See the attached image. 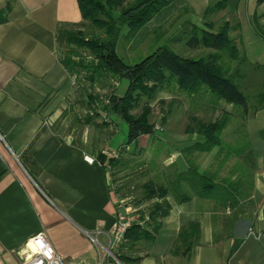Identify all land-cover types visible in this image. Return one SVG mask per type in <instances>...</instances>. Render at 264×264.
Segmentation results:
<instances>
[{
  "label": "crops",
  "instance_id": "0c3cea01",
  "mask_svg": "<svg viewBox=\"0 0 264 264\" xmlns=\"http://www.w3.org/2000/svg\"><path fill=\"white\" fill-rule=\"evenodd\" d=\"M194 2L204 6L203 13L208 1ZM255 2L247 28L260 42L252 23L256 18L264 23V11L256 16L264 0ZM6 6L9 12L0 24V264H20L19 252L39 233L65 262L95 264L90 238L105 247L117 216L131 220L135 213L126 192L135 184L136 159H141L137 169L158 184L167 185L186 171L189 161L222 188L206 195L188 192L182 203L167 194L168 210L153 237L160 251L153 262L147 254L137 264H264V72H259L264 61L246 70L242 80L246 84L255 74L254 94H246V106L254 109L243 116L256 120L254 131L227 126L220 145L186 159L181 151L198 137L184 132L172 133V140L165 134L140 136L135 145L112 149L110 135L118 117L96 107L80 90L88 85L85 77L60 62L58 30L80 22L76 1L0 0V9ZM225 10L228 14L220 17L229 24L228 33L237 34L235 0H225ZM169 13L148 28L156 13L135 35L146 29L147 38L163 19L168 22ZM119 86L117 95L123 91ZM155 143L165 147L157 150ZM118 152L117 159L127 161L121 171L107 162Z\"/></svg>",
  "mask_w": 264,
  "mask_h": 264
},
{
  "label": "trees",
  "instance_id": "16d2710c",
  "mask_svg": "<svg viewBox=\"0 0 264 264\" xmlns=\"http://www.w3.org/2000/svg\"><path fill=\"white\" fill-rule=\"evenodd\" d=\"M75 1L80 22L58 30L57 40L63 47L60 62L68 72L74 75L84 74L90 85H100L102 81L111 79L116 83L120 80L126 82L121 94H114V88L111 90L106 104V112L117 116L126 126L125 146L136 143L140 136L154 135L153 125L149 121V102L159 92L170 93L172 99L181 98L190 110H209L215 113V117L208 121L189 116V125L185 126L184 133L198 138L181 151L185 159L193 152L206 153L220 145V133L230 122L239 119L238 117L241 121L244 120L243 116L250 109L246 106L248 96L242 92L244 73H238L237 69L230 72L229 61L237 59L238 52L235 40L228 37L230 27L227 22L222 21L215 30L212 23L204 22L201 27L188 24L180 36L174 38L180 41L187 37L190 50H209L204 56L182 57L167 46H159L138 62L129 65L115 51L120 30L125 29L124 37L129 41L156 13L174 0ZM262 1L257 0L258 3ZM224 5L225 0H219L207 6L203 17L221 11ZM8 12V6L0 9V24L6 21ZM85 24L94 28L97 33L86 36L79 30ZM82 52L91 56V60L83 61ZM73 58H77V61ZM172 103L168 104V111ZM136 109L139 112L133 115L132 112ZM160 121L162 123L164 118ZM120 154L118 152L114 159L107 160L113 170L121 171L120 169L126 168L127 161L117 159ZM100 159L103 161L102 156ZM139 165L140 162H136V167ZM147 173L142 172L146 179L138 186H133L139 191V197L130 201L136 220L131 221L123 232L120 248L127 243L130 249H135L137 243L153 239L159 229V218L168 210L164 200L167 194L171 193L176 202L182 203L189 199L188 192L194 195L222 192L220 184H215L205 172H198L189 161L187 170L177 173L167 185L147 178ZM182 186L186 192L181 189ZM193 233H196V228ZM181 235L178 234L180 239ZM115 258L121 264H137L140 259L122 254Z\"/></svg>",
  "mask_w": 264,
  "mask_h": 264
},
{
  "label": "rangeland",
  "instance_id": "374dc122",
  "mask_svg": "<svg viewBox=\"0 0 264 264\" xmlns=\"http://www.w3.org/2000/svg\"><path fill=\"white\" fill-rule=\"evenodd\" d=\"M195 0H177L172 1L169 3L171 7L162 8L159 13L156 14V17L153 19V23L149 25L154 26V24L158 23L160 19H162V16L166 13H169L170 19L168 22H164V19L161 21L160 24L155 26L153 29V32H151L148 37L143 38L144 31L146 29H142L137 35H134L135 37L127 41L125 39V29L122 28L119 33L118 40L116 42L115 51L116 54L126 63V64H134L150 54L153 50H155L159 46H167L172 51H174L176 54L182 57H189V58H198L200 56H204L206 53L209 52V50L206 49H196V50H190L188 49L187 45V37H183L180 39V41H176L174 38H177L180 36L181 31L187 26L188 24H194L198 27L202 26V23H212L213 29L219 25L223 21V18L220 17L228 14L225 10L224 12L218 11L214 12L210 15H207L203 17V8L204 6H200L197 2H194ZM208 4L207 6L213 5L219 0H207ZM256 0H235L236 6H237V12L236 15L233 16L234 19L237 21L236 24L238 25L237 34H233L231 32L228 33V36H230L231 39L235 40L236 48L238 50L237 59L229 61L230 65V72H235V69H237L238 73H245L246 70H252L251 67L254 68L255 63H262L264 61V23L260 24L257 21H260V19L256 20L254 19V22L252 23V29L257 32V34L262 37L260 39V42L253 41V35L250 33L249 28H247V20H249V17H252V12L255 8V2ZM166 7V6H165ZM201 7V8H199ZM262 9V10H261ZM264 11V6L260 9H256V16H259ZM250 15V16H249ZM264 21V20H263ZM262 22V21H261ZM240 23V24H238ZM259 24L261 26H259ZM186 29V28H185ZM79 30H81L86 36H89L91 34H96L97 31L85 24L84 26L80 27ZM148 30V29H147ZM146 32V31H145ZM165 33H168V35L164 36ZM182 36V35H181ZM131 46V49H129ZM61 49V47H60ZM263 52V56L262 53ZM60 53H63V47ZM82 60L85 62H88L91 60V56L86 55L82 52L81 54ZM259 56V57H258ZM258 57V58H256ZM74 61H77V58H73ZM243 61V62H241ZM241 63V64H240ZM254 70V69H253ZM263 70V71H262ZM259 70V72H264V69ZM256 71V70H255ZM83 78L85 77L84 74ZM255 74L249 75L246 84L242 83L243 86V92L247 95L254 94V78ZM76 80V79H75ZM85 80V79H84ZM70 83H68L69 86ZM88 85H82V88H80L81 91L84 90L86 95L91 96L92 101H95L96 107H103L107 104L108 99L107 96H109L112 93V89L116 87V82L111 80L102 81L100 85H90L87 82ZM94 84V83H93ZM119 88L120 91L123 90L126 86V82L124 80L119 81ZM115 94V92L113 91ZM168 98V99H167ZM250 104L254 105L255 98H251ZM173 102L169 111H168V104ZM159 102H162L163 104L160 105ZM149 106L151 109V114L149 121L152 123V125H156L158 127V130L155 131L154 136L155 137H163L165 134V137H171L172 133H182L184 132L185 126L189 125L188 118L189 116H194L198 119H201L203 121H208L213 119L215 117V113L211 112L209 110L204 112H196L194 110L188 109L187 105L181 98L172 99V95L166 91L159 92L155 99L149 102ZM106 105V110H107ZM250 109H252L250 107ZM249 109V110H250ZM139 109L134 110L132 113L133 115L138 114ZM114 118V117H113ZM164 118V121L161 123V119ZM239 118V117H238ZM240 119H237L236 122L231 121L228 125V130H234V131H254L256 129V120L252 117V115H248L244 122H240ZM115 127L112 130V133L110 135V147L112 149H116L119 145L125 142V134H126V126L125 124L118 118H115L114 121ZM163 135V136H162ZM168 138V139H169ZM167 140V139H166ZM172 140V139H169ZM162 146L160 143L158 145L155 143V148L157 150L160 149ZM136 162L141 163V159H136ZM138 167V166H137ZM136 164L134 165V169L136 168L135 172V185L138 186L141 182H143L146 179V176L142 175V168L137 169ZM141 175H140V173ZM126 174V173H125ZM124 176V173L120 176V178ZM123 178V177H122ZM156 178H153L155 180ZM138 189L137 187H133V189L128 190L126 193L131 196L130 201L134 200L133 198L139 197L138 195ZM131 209H133L132 205L130 204ZM148 207V205H147ZM130 218L132 217V220H136L135 213H131L129 215ZM159 236V235H158ZM154 239V241H153ZM151 241H142L140 243H137V246L135 249H130L127 243H123L124 247L116 248L114 246L111 249V253L113 256H116L118 254L126 255L129 257H142L144 255H149L147 260L153 262V255L157 257L159 251H160V245H158L159 240L155 242V238H153ZM106 246V244L104 245ZM98 246V251H101ZM146 261V260H145ZM123 264H129V263H123ZM146 264V263H143Z\"/></svg>",
  "mask_w": 264,
  "mask_h": 264
},
{
  "label": "built area",
  "instance_id": "2783aa9c",
  "mask_svg": "<svg viewBox=\"0 0 264 264\" xmlns=\"http://www.w3.org/2000/svg\"><path fill=\"white\" fill-rule=\"evenodd\" d=\"M73 85V80L71 82ZM153 130H158L156 125H153ZM131 220L129 218L118 215L116 223L112 228L111 234L107 237V245L105 247L97 244L95 238H90V241L96 247V261L95 264H121L112 255L111 249L117 242L122 240V235L125 229L129 226ZM29 244L32 250L29 248ZM101 251H98L97 247ZM20 264H74L65 262L58 254L54 252L44 234L39 233L33 236L24 246L23 250L19 252Z\"/></svg>",
  "mask_w": 264,
  "mask_h": 264
}]
</instances>
